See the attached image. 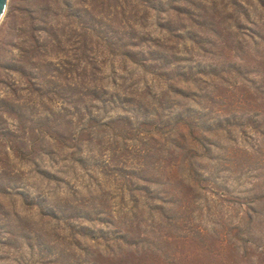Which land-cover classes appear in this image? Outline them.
<instances>
[{
    "label": "rangeland",
    "instance_id": "obj_1",
    "mask_svg": "<svg viewBox=\"0 0 264 264\" xmlns=\"http://www.w3.org/2000/svg\"><path fill=\"white\" fill-rule=\"evenodd\" d=\"M144 3L147 5L145 8L142 7ZM176 3L177 1L172 0H103V3L101 0H70V4L76 9L86 7L99 17L104 16L100 19L109 25V35L119 36L115 32L119 26L127 31L125 35L135 33L133 43L138 42L144 33L146 37L165 40L166 44L175 46L185 40L182 39L187 33L182 27L185 23L192 36L197 34V38L204 42V50L193 47L191 56L202 63L216 62L224 66L233 64L230 73L224 74V80L218 78L215 81L208 80V83L200 82L198 92L194 93L196 101L189 100L195 117L206 120L204 127L207 123L217 127L219 119L224 120L227 116L230 118L222 122L218 129L206 132L208 139L203 142L205 149H199L198 145V149L205 152L200 157L203 176L199 184L192 187L190 182L180 181V156L185 149L176 148L170 142H166L165 146L150 145L148 143L155 144V141L147 140L150 132L141 139L144 143L137 140V137L127 139L108 133L105 136L91 137L94 145H90L89 130L83 131L78 136L81 141L80 149L76 148V154L73 153L75 148L71 145V137L82 126L79 125L82 116L77 111L67 109L72 102H69L66 91L61 94L62 91L53 90L55 94L50 93L52 101L43 100L33 89V85L31 87L27 82L28 76L15 70V62L23 53L20 51L21 47L30 50L31 62L36 66L40 61L44 63L48 59L54 62L65 59L63 52L58 56L43 54L44 35L40 31L36 32L40 42L35 48L36 38L26 36L23 30L26 29L29 13L34 16L50 14L48 29L55 28L57 19L56 27H60L66 20L57 14L60 12L57 0H9L0 23V170L22 174L21 179H16L21 181L27 198H32L35 202L28 204L17 193L3 195L1 192L0 200L9 207H15V211L35 216H38L40 207L47 208L57 198H61L63 203L70 199L73 205H86L93 220L86 221L78 217H70L68 220L72 232H76L82 242L90 243L91 250L96 253L97 264H156L160 255L162 257L159 264H264V201L257 204L253 201L255 190L264 191V0H180V5L193 8L196 17L200 15L198 18L202 21V26L196 25L184 14L181 15L184 19H179L176 12L169 8ZM101 7L105 8L99 11ZM48 9H52L51 13ZM121 9L125 10V14L118 13ZM84 17L85 21L95 22ZM34 22L37 23V19ZM159 22L162 27L158 26ZM128 25L132 26L131 31H128ZM178 25L180 37L173 36L169 31L173 27L176 33ZM59 33L62 48H71L73 52L74 37L70 36L68 40L62 31ZM125 41L131 43L130 39ZM99 53H95L94 60L98 68L95 72L99 77L98 84L103 85L104 89L99 90L102 97L128 98L129 86L138 79V85L133 88L138 92L139 99L152 101L150 95L142 92L145 86L151 88V94L159 93L162 89L142 67L139 68L119 56ZM195 63L196 60L190 62L193 65ZM190 64L183 65L189 69ZM172 68H165L163 77L174 74ZM25 71L33 77V72L29 69ZM158 78L160 77L157 76ZM71 80L78 81V77H71ZM162 80L158 79L160 82ZM36 81L35 84L41 86L38 91L46 92L48 84L41 82L39 78ZM86 81L89 79L86 78ZM189 87L197 89L192 85ZM157 96V105L161 103V107H165L161 122L162 125L167 123L165 127H169L172 120L178 117L177 110L187 112V105L180 102L178 106H174L170 99ZM212 97L220 99L213 102ZM135 99L137 101V96ZM23 101H29L34 108L24 112L16 110V103H24ZM42 101L45 107L41 106ZM222 103L225 106H221ZM100 106L101 103H96V107L89 108L90 117L102 115L98 109ZM124 107L128 109L130 106L125 103ZM227 107H231L233 112L225 110ZM158 111L160 112L159 108ZM109 114L124 116L127 112L117 108L110 109L106 115ZM28 115L33 121L28 120ZM38 118L42 121L39 125L48 129V132L41 133L40 139L30 145L34 137L30 125L40 120ZM154 119L158 118L148 116L146 120L152 122ZM123 120H116L112 125H116L121 131L128 130L129 127ZM155 140L161 142L162 138L157 135ZM184 144H187L186 149H190V142ZM149 147L157 149L163 158L156 171L158 181L148 183L153 192L147 195V206L141 196L145 190L135 189L131 196L129 192L122 190V184L114 176L110 178L105 175L104 171L112 170H108L103 164L104 155H107L104 149H117L118 153H125L123 149H129L133 153L136 149ZM99 150L101 152L97 153ZM130 162L125 166L127 169L137 167L134 160ZM37 166L38 169L50 171L53 176L43 174L37 170ZM122 166L124 171V165ZM142 183L144 184L143 181H135L134 187ZM255 184L256 189H252ZM97 185H101L108 194L106 197L110 206L107 213L99 215L90 210V205L87 204L92 200L89 192H99ZM159 195L168 199L164 206L172 210L164 221L156 216V212L153 214L149 211L152 205L162 202ZM251 204H256L260 211L254 212L249 219L245 214ZM74 209L77 211V208ZM179 209L185 210L182 212ZM69 211L57 209L61 218L44 219L46 227H57L60 233L63 231L68 237L70 228L64 218L69 215ZM171 220L176 223V227L166 224ZM3 222L0 221V264H61L57 247L55 250L37 246L29 249L22 239L9 236ZM79 223L92 226L91 232L81 235L82 230L77 228ZM119 226L123 227L122 233H125L126 238L136 241L134 247H137L139 254L145 249L144 255L136 257L123 246L114 251L111 259L107 258L109 254L98 258L103 253V248L114 243L113 237ZM244 228L247 234L241 232ZM90 235L94 240L88 239ZM141 237L154 238L159 242L148 244L146 240H139ZM7 239H12V243L3 242ZM77 251L81 256H86L84 249ZM66 254H69L68 249ZM152 254L157 255L156 259H153ZM70 255L76 260L77 255L72 250ZM68 262L69 260L66 264Z\"/></svg>",
    "mask_w": 264,
    "mask_h": 264
},
{
    "label": "trees",
    "instance_id": "obj_2",
    "mask_svg": "<svg viewBox=\"0 0 264 264\" xmlns=\"http://www.w3.org/2000/svg\"><path fill=\"white\" fill-rule=\"evenodd\" d=\"M172 1H177V3L175 5H170L169 8L176 12L179 19L183 18L181 15L184 14L187 19L192 20L196 23V25H203L202 21L198 18L200 15L197 14L198 17H196L193 8H187L180 5V0ZM190 2L195 4L194 1ZM101 3H103V0H101ZM57 4L60 9V12L57 14L66 20L60 27H56V23L59 20L57 19L54 24L55 28L52 27L54 29L50 31L52 28H47L48 23L51 21L48 17L50 14L44 16H34L29 13L27 16L28 19L26 29L23 30H25L24 33L26 36H29L30 38L32 37L33 39L36 38L35 48L38 45V42H40L36 32L40 31L41 34L44 35L42 38L43 54L58 56L63 52L65 59H57V62L48 59L44 63L40 61L36 66L35 63L32 64L31 62L32 55L30 50L28 48L21 47L20 51L23 53L15 62V70L22 75L28 76L27 82L31 87L33 85V89L39 93V96H41L43 100L52 101L50 93L55 94L53 90L62 91L61 94H65L64 90L66 91L67 96H69V102H72L71 107H68L67 109L75 112L77 111L82 116V122H79V125L82 126H80L77 130V134L71 137V139H73V143L71 145L75 148V152L73 151V153L76 154V148L80 149L81 141L78 139V136L83 133V131L89 130L88 133L90 134L91 139L90 145H94L91 138L94 136H105L108 133H111L114 136L120 135L122 138L131 139L137 137V140H141L144 138L145 134L150 132L147 140L155 141V144H153V142L148 143L150 145L165 146L166 142H170L171 144L174 143L176 148L185 149L180 156V164L182 165V167L178 169L181 176L180 181H185L186 183L190 182L192 187H194L197 183L199 184V181L203 176L200 171L203 169L200 157L205 154L204 151L201 152L199 149H205V144L203 142L208 139L206 132L218 129V126L222 122H226L230 118L227 116L224 120L219 119L217 127H213L211 123H207L204 127L206 120H199L195 117V112H192V107L189 106V100L196 101L194 93L198 92L200 88L198 87V84H200V82L208 83V80L215 81L218 78L224 80L226 78L224 74L227 72L230 73L229 71L234 67L233 64L230 63V65L228 64L227 66H224L222 64H216V62L202 63L200 60L191 56V53H193V47L198 50H204V42L202 39L199 40L197 38V34L192 36V32H190L188 25H185V23L182 25L183 29L187 30V33L183 35L182 38H185V40H183L182 43L178 42L175 46L166 44L165 40L162 41L160 39L156 40L157 38L146 37L144 33L140 39H138V42L133 43L132 39L136 37L135 33H132V35H125L127 31H125L121 26L115 30L119 36L113 37L109 35L108 33L111 32L108 30L109 25L100 19L104 16L99 17L98 14L92 13L91 10L86 7L83 9H76L70 4V0H57ZM142 7L145 8L147 5L144 3ZM104 8L105 7H101L99 11L104 10ZM48 11L51 13L52 9H48ZM118 13L125 14V10L121 9ZM54 14L57 15L55 12ZM84 16H87L95 22L90 23L89 21H85ZM35 19H37V23L34 22ZM161 24L162 23L159 22L158 26L162 27ZM176 29V33L174 32L173 27L169 28V31L173 34V36L176 35L177 37H180L179 25ZM131 30L132 26L128 25V31ZM59 31H62L63 36H67L68 40L70 36L74 37L73 47L75 50L73 52L71 48H62ZM203 35L204 34H202V36ZM204 37L205 39L207 38V36ZM126 39H130L131 43L126 42ZM188 45L193 46L189 47ZM180 46L183 48H180ZM134 48H137V50ZM104 52L111 56L125 58L131 64L138 65L139 68L142 67L146 74L149 73L152 75L151 79H155L162 89L159 93L151 94V88L145 86L142 92L150 95L152 101H146L144 98L139 99L138 92L134 91L133 88V86L138 85V79L137 82H133L129 86L130 95L128 98L120 96L119 99H117V97H102L99 90L104 91V89L103 85L98 84L99 77L95 74L98 68L94 58L95 53L103 54ZM192 60H196L195 65L190 64ZM186 63L190 64L189 69H186L185 65H183ZM171 66L174 68V74L163 77L164 75L162 72L166 70L165 68ZM25 69H29L30 72H33V77H31ZM201 75L206 77H201ZM157 76L160 77L158 78L159 80L164 78V83L163 80L162 82L158 81ZM71 77H78V81H72ZM36 78H39L41 82L48 84L49 88L46 92L38 91L41 86L39 84H35V82H37ZM86 78H88L89 81H86ZM103 78L106 77L104 76ZM141 78H143V75H141ZM190 85L195 86L197 89H191L189 87ZM136 96L138 98L137 101L135 99ZM155 96L170 99L171 104H174V106H178L181 102L182 105H187V112L184 113L182 110H177L178 117L172 120L169 127H165L167 123L164 125L161 124L165 107H161V103L157 105ZM61 99H64L63 95H61ZM211 99L214 100L213 102H216L218 101L217 99H220V97H212ZM23 102L24 103H16L17 108L15 107V109L24 112L27 109L32 110L34 108V105L29 104V101ZM96 103H101V106L98 107V109L102 112V115L90 117L89 108L96 107ZM125 103L130 106L128 109H125ZM110 104L111 107H109ZM41 106L45 107L44 101L41 102ZM221 106H225V103H222ZM117 108L126 111L127 114L124 116H121L120 114L115 116L110 114L106 115L110 109ZM158 108L160 109V112L158 111ZM225 110L233 112L231 107H227ZM148 116L157 117L158 119H154L152 122H149L146 120ZM105 117H108V119H104ZM30 118L31 117L28 115V120L33 121ZM120 119H124L123 121H125V124L129 127L128 130L124 129L121 131L118 127H116V125H112L113 122ZM39 122H42L41 119L30 125L31 133L34 135L33 139L30 141V145H34L40 139L41 133L48 132V129H43V127L40 126L41 124L39 125ZM148 126H151V128ZM157 135L162 138L161 142L155 140ZM141 142H143V140H141ZM186 142H190V149H186L187 144H184ZM198 145H200L199 149ZM111 147L113 146L111 145ZM123 150L125 153L122 151L118 153L117 149H104V153L107 155H104L105 159L103 165L108 170H112L110 172L104 171L105 175L110 178L111 176H114L119 184H122V190L129 192V194H131L135 189L145 190V193L141 194V196L143 197L144 204L148 206L147 195L153 192L152 187L148 183L158 181L155 176L157 174V168L160 167V159L163 158V156L159 155L157 149H152V147L136 149L133 153L129 149ZM100 152L101 150L97 153ZM79 158L83 160L82 157ZM131 160H134L137 167L127 169L125 166L127 164H131ZM122 165H124V171L121 169V167H123ZM38 168L39 167L37 166V170L40 172L42 171L43 174L53 176L50 171ZM21 176L22 174L20 173L10 174L7 171L0 170V192L3 195H15V193H17L23 201L28 204H33L35 201L32 198H27V192L22 189L23 186L21 185V181L16 179H21ZM135 181H143L144 184H136V187H134ZM146 183L148 185H146ZM101 185H97V189L99 191L98 193L91 194L89 192L92 200L87 203L90 205V210L98 215L99 213H107L110 208L108 204L109 201L106 197L108 194H106ZM252 189H256V184ZM132 195L133 194H131V196ZM72 196L75 197V195ZM159 199L162 202L160 204L152 205V209L150 208L151 210L149 211H152V213L156 212V216L159 219L161 218V221H164L169 217V211L172 210L171 208L167 209L164 206L168 200L166 197L159 195ZM253 201H255L256 204L260 201L263 202L264 191L257 192L255 190L253 193ZM256 204H251L246 211L245 216L249 219L253 217L254 212L260 211L255 206ZM74 207L77 208V211H75ZM132 207H134V205H132ZM57 209H60L61 211L71 210V212H73L70 213L69 211V215H65V218L63 217L64 221L67 222V225L70 228L68 235L69 238L65 232L62 231L60 233L57 227L48 228L45 225L46 221L44 219L46 218H61L57 213ZM179 210L184 212L185 209ZM37 214L38 216L20 213V211H15V207H9L8 204L3 203L0 200V221H4L3 225L6 226V231L11 238L22 239L23 243L27 244L29 249L37 246L42 249L47 247L49 250H55V247H57L61 264H66L68 260V264H97L95 259L96 253L91 250L92 248L89 246L90 243L82 242L79 237L76 236V232H72V226L68 220L70 217H78L86 221L93 220L94 218L90 215L89 209L86 205H73L70 199L65 200L63 203L61 198H57V200H55V202L50 204L47 208L40 207ZM118 224L119 223H116V225ZM166 224L170 227L172 225L176 227V223L172 220ZM78 226V230H82L81 235H87L88 232H91L92 230V226L90 227L88 224L79 223ZM122 228V226H119V230L113 237L114 243H111L106 248H103L104 251L100 256H98V258L105 257L107 254H109L107 258H110L114 251L120 250L123 246H126L127 250L136 257L145 254L146 251L143 248V252L139 254L137 247H134L136 241L126 238L125 233H122ZM241 232L243 234H247L246 228L242 229ZM88 239L94 240V237L90 235ZM139 240H146L148 244H157L159 242L157 239L148 237H141ZM3 242L12 243V239H7ZM66 249H68L69 254H66ZM77 249H84L86 251L84 255L86 256H81ZM71 250L73 254L77 255L76 260H73L71 257ZM131 256L132 255H126V257ZM152 257L153 259H156L157 255L152 254ZM161 257L162 256L160 255L158 263L156 264H159ZM69 258L72 259V262Z\"/></svg>",
    "mask_w": 264,
    "mask_h": 264
},
{
    "label": "water",
    "instance_id": "obj_3",
    "mask_svg": "<svg viewBox=\"0 0 264 264\" xmlns=\"http://www.w3.org/2000/svg\"><path fill=\"white\" fill-rule=\"evenodd\" d=\"M9 0H0V23L7 11Z\"/></svg>",
    "mask_w": 264,
    "mask_h": 264
}]
</instances>
